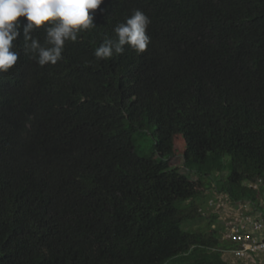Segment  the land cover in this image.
Instances as JSON below:
<instances>
[{
  "label": "trees",
  "instance_id": "obj_1",
  "mask_svg": "<svg viewBox=\"0 0 264 264\" xmlns=\"http://www.w3.org/2000/svg\"><path fill=\"white\" fill-rule=\"evenodd\" d=\"M137 9L147 50L98 60ZM94 15L55 65L21 33L0 74V264H230L214 215L185 228L199 193L170 160L181 134L191 174L261 210L264 187L245 183H264V0H104Z\"/></svg>",
  "mask_w": 264,
  "mask_h": 264
},
{
  "label": "clouds",
  "instance_id": "obj_2",
  "mask_svg": "<svg viewBox=\"0 0 264 264\" xmlns=\"http://www.w3.org/2000/svg\"><path fill=\"white\" fill-rule=\"evenodd\" d=\"M104 0H0V74L12 69L20 53L13 42L23 33L24 49L38 65H55L63 59L65 43L75 42L78 33L95 27V10ZM92 11V15H90ZM24 18V21H21ZM151 21L141 10H134L126 21L113 29L94 51L98 60L122 55L127 46L138 55L144 53L151 37L147 34ZM44 30V43L32 34Z\"/></svg>",
  "mask_w": 264,
  "mask_h": 264
},
{
  "label": "rangeland",
  "instance_id": "obj_3",
  "mask_svg": "<svg viewBox=\"0 0 264 264\" xmlns=\"http://www.w3.org/2000/svg\"><path fill=\"white\" fill-rule=\"evenodd\" d=\"M140 142L142 146L141 148H143L144 150H148L151 143L153 142L151 133L146 132ZM185 149H186V143H185L183 136L181 134H177L174 138L173 156L170 160V164L171 166L178 168V170L182 174H185L194 179L196 183L197 192L199 193V199L197 202V206L200 209H204L208 211L207 212L208 216H212V215L215 216V222L212 225V229L216 231L218 228H221V226L223 227V225H225L227 221H230L234 217L235 213H239V212H242V210H245V204L247 201L246 202L243 201L242 203H239L238 205L230 201L229 194L227 191L230 188V184L228 181H226V179H225L224 184L221 185L220 188H218L214 181H210L207 178H204L203 180H201L200 177L191 174L184 167V163H183V159H184L183 155H184ZM228 175H229V171L224 173L225 178ZM208 184L210 186H208ZM210 200L216 201L217 203L216 208L212 209L208 206V202ZM259 207L261 208V210L264 211V197L263 196L259 198ZM207 223L208 222H207V216H206L203 219H199L195 222L186 223L185 228L193 230V231H196L199 229L204 230V229H207L208 227ZM217 252L221 254L220 256L224 260L230 262V264H247V262L242 263L241 261H237L232 255L224 254L219 250ZM195 257L194 256L186 257L180 261H176L173 264H187V263L192 264L198 261L199 259L197 258V256ZM259 264H264V258L261 259Z\"/></svg>",
  "mask_w": 264,
  "mask_h": 264
},
{
  "label": "built area",
  "instance_id": "obj_4",
  "mask_svg": "<svg viewBox=\"0 0 264 264\" xmlns=\"http://www.w3.org/2000/svg\"><path fill=\"white\" fill-rule=\"evenodd\" d=\"M245 185L255 190L264 187L262 180L257 183L247 182ZM245 202V210L235 213L230 221L217 229L223 246L219 251L232 255L242 263L258 264L264 258V211L255 209L248 200ZM208 206L213 209L217 203L210 200ZM207 212L204 209L199 210L202 217H208Z\"/></svg>",
  "mask_w": 264,
  "mask_h": 264
}]
</instances>
